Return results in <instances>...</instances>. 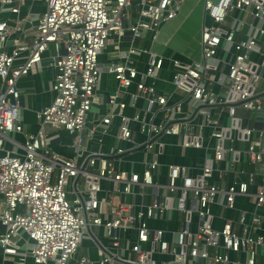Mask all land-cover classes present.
<instances>
[{"label":"built area","instance_id":"built-area-1","mask_svg":"<svg viewBox=\"0 0 264 264\" xmlns=\"http://www.w3.org/2000/svg\"><path fill=\"white\" fill-rule=\"evenodd\" d=\"M22 1L0 0V7L18 14ZM35 1L42 2L44 10L29 32L30 42L15 38L7 50L5 43L19 28V21L16 19L10 26L7 20L0 19L1 254L11 256L18 264H26L28 259L34 264H261L257 248H264V232L256 234V230L264 220V177L257 185L253 210L239 211L236 218L225 219L219 227L213 225L212 212L214 204L236 209V196L250 194L248 183L256 182V174L249 173L248 181L220 188L217 179L224 171L217 169V179L212 177L216 170L213 164L224 160L226 150L233 154L232 164L238 161L240 151L232 145L226 149L222 145L223 138H235L230 129L243 140H249L251 129L236 122L231 128L218 127L210 117L217 105L227 108L230 120L235 118L237 106L264 114V89L259 87L263 77L258 74L259 63L251 57L259 52L264 60V0H203L204 13L211 23L204 24L201 30L199 61L182 64L171 56L144 50L149 53L145 70L139 71L128 55L124 61L108 66L118 82L116 92L107 98L112 109L88 128L86 115L95 101L102 72L98 55L108 36L116 33L119 37L129 34L140 38L148 31L155 40L161 24L178 15L184 0ZM51 44L57 50L50 62L55 70L51 84L54 97L36 112L37 133L25 135L24 143L18 144L10 136L13 132L23 133L16 81L40 67ZM220 48L224 53L232 52L224 72L214 62ZM166 60L177 68L170 81L174 90L184 94L175 102L148 83ZM210 69L217 70L216 77L211 76ZM132 82L136 90L131 92L129 104L135 106L139 99L147 104L142 113L126 115V103L119 100V92ZM213 83L219 86L220 94L212 90ZM157 112L163 113L159 122L153 119ZM147 114L151 116L147 118ZM114 116L120 118L117 143L106 153L88 151L79 163L88 140L98 132L107 133ZM132 121L146 134L144 142H134L129 125ZM212 124L209 136L215 141L213 155L205 154L200 170L193 175L190 167L169 164L167 180L156 181L159 163L154 147L161 145L159 138L183 134V147L201 148L200 130ZM47 125L64 128L74 136V157L51 150L50 138L44 132ZM195 127H199L198 133ZM6 141H13L21 151L17 147L6 151ZM120 141L131 147L120 146ZM139 147L145 153L141 172L115 169V160ZM245 155L264 169V130L251 141ZM101 180L113 183V195L138 192L143 196L138 189L149 186L154 196L151 202H142L135 213L133 204L102 196ZM171 199L175 209L184 214L185 222L169 239L167 231L150 228L148 220L166 216ZM193 213L197 215L195 230L188 226ZM96 226L102 227L109 248L105 247L102 256L94 260L87 254H78V248L83 236ZM229 252L241 257L230 258ZM156 254L161 256L159 260L154 258Z\"/></svg>","mask_w":264,"mask_h":264},{"label":"crops","instance_id":"crops-1","mask_svg":"<svg viewBox=\"0 0 264 264\" xmlns=\"http://www.w3.org/2000/svg\"><path fill=\"white\" fill-rule=\"evenodd\" d=\"M184 2L175 18L161 24L155 40L152 39V34L148 31L140 38H133L129 34L119 37L116 33H111L108 36L102 52L98 55V63L102 68V72L98 86L95 89V101L86 115L87 128L91 127L95 123L96 119L105 116L109 110L112 109L107 98L109 95L116 92L118 82L114 77V74L107 70V67L113 63L124 61L125 55H128L132 64L139 71L145 70L147 66L149 53L144 50H150L159 55L171 56L180 60L182 64L200 60L201 30L203 25L211 23V20L204 13L203 0H188L186 4ZM43 10L44 4L35 0H23L18 14H13L0 7L1 20H7L10 26H14L16 19L19 21V28L8 36L5 43V48L7 50L11 49L15 38H21L27 42L31 41V34L29 32L34 29L37 17ZM262 50L264 49L262 48ZM56 52L57 50L55 49V46L51 44L43 54L40 67L32 69L27 74L20 76L16 81L19 91V115L21 118L20 122L23 126V133L13 132L10 136L11 139L18 144L24 143L25 135L37 133L39 129V121L36 118V112L40 108L50 104L54 97L51 84L54 79L55 70L52 65H50V62L52 56H54ZM22 54L25 55V53ZM231 57V51L227 54L220 48L214 62L217 63L218 69H221V71L224 72L227 70L225 61L229 60ZM251 57L261 66L263 57L259 52L253 53ZM20 60L21 59H19L18 62ZM175 70H177V68L173 65V62L171 60H166L163 68L157 72L156 77L148 80V83H153L157 90L166 93V95L169 96L170 102H175L184 97V94L174 90V87L170 82ZM209 73L213 78L218 74L217 70L214 69H210ZM262 76L264 77V68L262 69ZM211 88L216 93H221L220 88L216 83H213ZM135 90V82H132L128 88L119 92V100L126 103L123 109V112L126 115H133L137 111L140 113L143 112V100H137L135 106L129 104L130 94ZM186 107L187 106L185 105L184 109H186ZM256 111L258 110L245 109L237 106L235 118L233 119L234 122L231 120V123L229 122V124H227V120L230 119L227 108L217 105L212 110L210 118L217 121L218 127H230V125L232 127V123L236 122L241 127H249L251 129L249 140H243L240 136L237 137L238 133L236 130H233L230 127V134L231 136L234 135L235 138L231 140V138L229 139L227 136L226 138H223V140L227 139L228 145H232L236 150H239L240 155H238V161L232 164L233 154L226 150L224 152L225 166L222 168L220 162L213 164L216 169L212 175L213 180H216L218 177L219 171L217 169L224 171L221 173L222 176L217 179L218 186L220 188L224 187L226 184H232L233 182L235 183L242 180L248 181L249 173H254L257 176L256 182L248 183V190L250 194L236 196V209L233 210L224 208L218 204L213 205L212 212L214 214V227H219L227 218H236L239 211L253 210L254 194L256 193L257 185L262 182V177H264V169L258 164L253 163L245 155L251 141L256 140L259 132L264 130V123L256 117ZM162 115V112H157L155 116H153L154 121H161ZM150 116V114H147V118ZM199 119H202V117ZM119 124L120 118L118 116H114L111 119L107 133L98 132L91 139H89L86 149L82 152L81 156H79V163L83 162L88 151L109 152L111 147L117 143L116 136L118 134ZM129 125L134 132V142H144L146 134L140 131L139 124L132 121ZM198 128L199 127H195L196 133L199 132ZM212 128H214L213 124L211 126H205L200 130L199 134L202 138L203 145L201 148L183 147L182 143L185 139L183 134L162 135L159 138L161 145L159 147H154V151L158 152L157 159L159 163L155 171V180L159 182H165L167 180V168L169 164H182L190 167V173L195 175L200 170L205 154L209 156L213 155L215 141L209 136V132ZM44 132L50 138L49 147L52 151L67 158L75 156L76 153L73 143L74 136L70 132L64 128H52L48 125L44 127ZM13 141H6V151H12V149H16V147L18 151H21L20 146L13 143ZM119 144L126 149L131 147V144L125 141H120ZM144 157L145 153L141 147L129 149V151H126L122 155L121 160H115L114 167L117 170H133L141 172L143 170L142 161ZM80 186H84L83 180H80ZM101 186L102 190L100 194L102 196L110 197L113 202L119 201L133 204L132 211L135 213L140 209L142 202L149 203L152 201L154 196L152 188L149 186L138 189V191L144 192L143 196L139 195L138 192L132 194L113 195L110 193L113 183L109 180H101ZM160 192L164 193V188H161ZM184 222V214L175 209L174 200L171 199L168 214L164 217L155 216L150 218L148 220V225L150 228L164 229L167 231L165 233L166 237L170 239L173 234L172 232L182 228L184 226ZM188 226L191 230L196 229L197 215H195V213L191 215ZM263 232L264 220L262 221L260 228L256 230V234ZM20 243L22 245L24 240L21 239ZM121 244H123L122 241ZM105 247L109 248V239L104 235L102 227H92L88 234L83 236L78 248V254H87L90 258L96 260L102 256ZM257 249V260L261 264H264V248ZM122 251L123 250L120 249L121 254ZM228 254L230 258L241 257L234 252H229ZM160 257L161 256L158 254L154 255V258L158 260ZM0 264L18 263L11 256H3L0 252ZM26 264H34V262L32 259H28ZM48 264H51V262Z\"/></svg>","mask_w":264,"mask_h":264},{"label":"water","instance_id":"water-1","mask_svg":"<svg viewBox=\"0 0 264 264\" xmlns=\"http://www.w3.org/2000/svg\"><path fill=\"white\" fill-rule=\"evenodd\" d=\"M263 68H264V60L262 61V64H261V66H260V68H259V71H258V74H259L260 76H262V69H263ZM262 77H263V76H262ZM259 87L264 89V77L261 79ZM146 104H147L146 101H144L143 107H145ZM255 114H256V117H257V118H259L260 120L263 121L264 114H263L262 111H256ZM230 121H231V120L228 119V120H227V124H229ZM227 135H228V134L226 133L225 136H227ZM222 145H223V147L226 149V148L228 147V140H227V139H224L223 142H222ZM220 164H221V167L223 168V167L225 166V162H224V160L221 161ZM199 263H200V260H199Z\"/></svg>","mask_w":264,"mask_h":264},{"label":"rangeland","instance_id":"rangeland-1","mask_svg":"<svg viewBox=\"0 0 264 264\" xmlns=\"http://www.w3.org/2000/svg\"><path fill=\"white\" fill-rule=\"evenodd\" d=\"M187 2H188V0H185V2H184V3L186 4ZM19 120H21V118H20V115H19Z\"/></svg>","mask_w":264,"mask_h":264}]
</instances>
